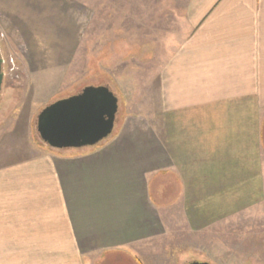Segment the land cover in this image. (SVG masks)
<instances>
[{
	"label": "crops",
	"instance_id": "0c3cea01",
	"mask_svg": "<svg viewBox=\"0 0 264 264\" xmlns=\"http://www.w3.org/2000/svg\"><path fill=\"white\" fill-rule=\"evenodd\" d=\"M187 1L178 42L159 55L162 113L146 131L155 169L134 174L115 153L103 161L108 145L44 150L0 169V264H96L107 249L152 243L142 239L167 234L150 192L158 172L179 189L159 212L193 231L264 206V0ZM4 2L12 25L41 43L31 75H63L77 36L57 0ZM48 86L37 87L43 97Z\"/></svg>",
	"mask_w": 264,
	"mask_h": 264
},
{
	"label": "rangeland",
	"instance_id": "374dc122",
	"mask_svg": "<svg viewBox=\"0 0 264 264\" xmlns=\"http://www.w3.org/2000/svg\"><path fill=\"white\" fill-rule=\"evenodd\" d=\"M57 2L56 13L62 12V22L75 23L70 28L74 37L77 36V48L67 70L58 77L31 75L30 63H36L32 51L41 43L33 42L37 39L35 33L33 38L23 27L13 26V19L9 21L13 3L0 5V48L5 59V83L0 98V169L38 158L44 150L58 152L49 149L39 137L36 127L41 111L58 100L80 94L86 87L105 86L119 99V111L112 135L96 147L108 145L113 149L110 154L107 152L108 156L115 153L116 159L121 157L126 161L124 166L134 170V174H148L155 169V157L150 156L153 140L146 131L150 117H160L162 113L160 101L164 92L160 69L164 68L165 60L160 56L165 57L171 51L169 47L178 42V32L185 20L181 5L189 1ZM37 68L35 64L34 70ZM44 83L49 85V92H54L53 96L40 95L37 87ZM69 152L78 154L73 150ZM108 156L102 160L113 158ZM166 178V171L158 172V179L150 182V192L162 217L159 223L164 225L162 229L167 234L142 239L152 240L149 244L127 245L137 251L107 249L109 251L96 264H188L194 261L264 264V206L193 231L188 221H175L159 212L179 191L176 182ZM178 224L180 236L168 234L173 228L178 229ZM110 243H118V236L113 234Z\"/></svg>",
	"mask_w": 264,
	"mask_h": 264
},
{
	"label": "water",
	"instance_id": "95a60500",
	"mask_svg": "<svg viewBox=\"0 0 264 264\" xmlns=\"http://www.w3.org/2000/svg\"><path fill=\"white\" fill-rule=\"evenodd\" d=\"M4 64L0 48V98L5 83ZM118 111L119 99L108 87H86L80 94L44 108L36 128L41 141L51 149L92 148L112 135Z\"/></svg>",
	"mask_w": 264,
	"mask_h": 264
},
{
	"label": "trees",
	"instance_id": "16d2710c",
	"mask_svg": "<svg viewBox=\"0 0 264 264\" xmlns=\"http://www.w3.org/2000/svg\"><path fill=\"white\" fill-rule=\"evenodd\" d=\"M44 144V143H43Z\"/></svg>",
	"mask_w": 264,
	"mask_h": 264
}]
</instances>
